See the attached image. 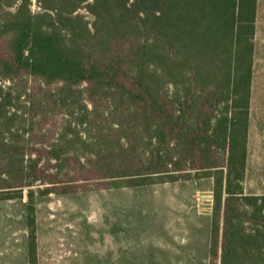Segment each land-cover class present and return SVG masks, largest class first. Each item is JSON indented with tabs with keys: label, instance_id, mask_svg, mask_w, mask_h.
I'll return each mask as SVG.
<instances>
[{
	"label": "trees",
	"instance_id": "1",
	"mask_svg": "<svg viewBox=\"0 0 264 264\" xmlns=\"http://www.w3.org/2000/svg\"><path fill=\"white\" fill-rule=\"evenodd\" d=\"M32 1L0 0V200L27 191V263L36 196L210 178L208 264H264L243 185L257 0Z\"/></svg>",
	"mask_w": 264,
	"mask_h": 264
},
{
	"label": "rangeland",
	"instance_id": "2",
	"mask_svg": "<svg viewBox=\"0 0 264 264\" xmlns=\"http://www.w3.org/2000/svg\"><path fill=\"white\" fill-rule=\"evenodd\" d=\"M31 9L38 10L34 0ZM80 12L87 21H92L84 9ZM256 32L251 84L253 97L264 94V21L256 19ZM2 84H8V81ZM257 184L245 183V193L264 192L261 186L256 187ZM32 189L36 190L35 187ZM211 191L212 181L205 178L135 188L36 196L38 264H100L99 246L96 244L110 236V229L134 230L143 226L142 230H148L150 234L154 233L152 229H160L162 234L165 228L187 230L191 224L199 227L200 264H203L202 259L205 255L207 259L208 252V247L203 249L202 242L209 241ZM25 201L23 198L0 200V264H27ZM117 216L121 219L112 221Z\"/></svg>",
	"mask_w": 264,
	"mask_h": 264
},
{
	"label": "crops",
	"instance_id": "3",
	"mask_svg": "<svg viewBox=\"0 0 264 264\" xmlns=\"http://www.w3.org/2000/svg\"><path fill=\"white\" fill-rule=\"evenodd\" d=\"M256 19L264 21V0H257ZM247 145L244 190L247 188L245 183H258L256 187L264 189V94L250 95ZM254 195H264V192L255 191ZM120 219L117 216L112 221ZM142 229L143 226L134 230L110 229V236L96 244L99 246L100 264H200L198 225L191 224L187 230L168 227L162 230V234L160 229H152L154 233L151 234ZM202 247L209 250V241L203 240ZM202 260L203 264H208V252L207 259L205 255Z\"/></svg>",
	"mask_w": 264,
	"mask_h": 264
},
{
	"label": "water",
	"instance_id": "4",
	"mask_svg": "<svg viewBox=\"0 0 264 264\" xmlns=\"http://www.w3.org/2000/svg\"><path fill=\"white\" fill-rule=\"evenodd\" d=\"M26 198H27L26 191H24L23 199L26 200Z\"/></svg>",
	"mask_w": 264,
	"mask_h": 264
}]
</instances>
